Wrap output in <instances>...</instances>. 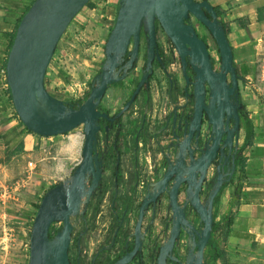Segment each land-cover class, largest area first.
Returning <instances> with one entry per match:
<instances>
[{
	"label": "water",
	"instance_id": "95a60500",
	"mask_svg": "<svg viewBox=\"0 0 264 264\" xmlns=\"http://www.w3.org/2000/svg\"><path fill=\"white\" fill-rule=\"evenodd\" d=\"M89 1L33 0L15 29L7 54L5 79L13 108L25 128L44 137L62 135L78 126L83 130L80 162L68 178L44 193L35 212L27 264H71L68 250L72 219L84 214L102 177V159L97 150L100 119L114 120L98 110V105L107 88L124 80L137 61L141 31L146 38L145 67L131 96L114 117L128 110L143 85L149 87L154 78L149 77L153 60H160L156 22L179 55L185 88L189 85L191 90L185 96L191 98L192 113L184 110L185 103L179 105L175 101L168 115L175 141L166 145L173 146L175 156L171 159L169 152L163 174L146 185L137 209L132 249L128 250L127 242L125 253L112 264H129L138 251L147 250L151 244L147 241L152 239L150 227L158 213L162 220L169 218L171 226L168 239L158 245L157 264H165L167 258L175 264H205L204 251L213 233L214 203L236 170L243 106L239 99L240 78L222 16L208 0H119L104 45V62L91 81L87 97L74 106L51 95L44 81L62 35ZM193 19L211 35L218 52V67ZM187 64L193 72L191 79L186 73ZM202 118L206 120L207 132L201 135L205 139L197 148L191 140L193 137L198 144ZM149 208L152 219L142 230ZM126 212L120 217V224ZM55 222H61V227L52 234ZM181 231L187 236L183 260L171 255Z\"/></svg>",
	"mask_w": 264,
	"mask_h": 264
},
{
	"label": "rangeland",
	"instance_id": "374dc122",
	"mask_svg": "<svg viewBox=\"0 0 264 264\" xmlns=\"http://www.w3.org/2000/svg\"><path fill=\"white\" fill-rule=\"evenodd\" d=\"M118 2L119 0H93L91 9L84 7L70 22L66 33L62 35L56 47L51 64L48 67L46 89L51 95H55L59 99H67L74 102L78 98L80 90L82 92L85 91V93L88 91L94 75L100 71L104 62V45L110 28L114 24ZM192 22L195 24L199 36L207 42L209 51L214 59V65L218 67V52L211 35L206 28L195 22L194 19ZM5 41V39L0 38V44H5ZM157 41L161 48L163 45L164 51L169 57L175 55V51L172 50L171 41L160 26L157 31ZM145 48L146 38L142 35L140 52L134 71L124 79L123 84H119L115 91L116 94L111 96L109 90L107 96L105 95L103 99L102 107L106 108L110 114L121 108L130 95L134 83L143 69ZM171 61V64H173L170 65L171 69L169 71L173 74L174 69L178 66L175 59H171ZM250 68L251 70L248 74L251 77H244L248 83H245V85L241 81L240 90L243 93L245 103L250 109L255 108L258 111L259 114L256 113L257 118L264 119L263 42L261 43L258 55L255 54L252 58L249 65ZM153 77H163V74L157 69ZM5 82V74L0 71V87L7 86L4 85L6 84ZM134 103L125 111V115H131L135 111L133 109ZM10 104L11 101L5 112L0 111V264H27L30 230L37 205H39L42 196L50 186L68 178L80 162L83 130L82 126H78L59 137H44L35 134L37 141L35 140L36 144L32 146V149H24L23 147L19 149L16 148L18 145L14 146L13 143L7 147L3 135L5 133L8 134V131L13 127L15 122L20 121ZM156 105V109L161 108L160 103L157 102ZM124 118L126 119V117ZM111 133L106 134L100 131L98 134L97 150L99 153H104V171L100 187L94 192L93 195L95 196L91 199L89 208L85 210L84 214H78L72 219L74 227L68 250L71 264H77V241L80 232L84 235L80 240L81 264H90L92 256L96 251L99 252V256H104L108 252L110 256L114 254L113 251L101 250L103 246L109 244L113 227L116 225L117 219L115 216L122 215L121 210L118 211V214L115 213V210H111V207L114 205L112 201L114 191L112 171L114 170L116 160V151L112 146L114 138L111 139L113 137ZM127 142L131 144L130 140L127 141L125 138L118 141L121 150L120 155H122L120 157L123 166L122 170L126 169L129 173L126 182L123 176V179L119 178V185L125 182L124 186L129 189V186H132L133 180H137L139 184V181L144 179L146 183L145 177L150 174V171L145 166L143 167L142 164L139 170L135 172L133 168V156L130 154V164L126 162L129 150L124 146ZM147 149L149 148L146 147L140 151L141 163H143V154ZM138 184L136 182V185ZM136 188L134 189L136 190ZM145 188L144 184L142 190L137 188V191L131 195L127 193L125 197L131 198L132 207L135 202L140 201V197H143ZM118 198L120 197L118 196ZM139 204H136V206ZM60 227L61 222L53 223L51 233L55 234ZM169 230L170 227L168 232ZM166 234L162 231L158 236H155L156 232L154 230L151 238L155 237L154 240H157L158 243H164L169 233L168 235ZM150 242H152V239H148L147 243ZM184 244H186L185 239L183 243L178 245L179 251L182 254L185 251ZM129 264L136 263L131 262Z\"/></svg>",
	"mask_w": 264,
	"mask_h": 264
},
{
	"label": "crops",
	"instance_id": "0c3cea01",
	"mask_svg": "<svg viewBox=\"0 0 264 264\" xmlns=\"http://www.w3.org/2000/svg\"><path fill=\"white\" fill-rule=\"evenodd\" d=\"M91 1L93 3V0ZM208 1L224 12L222 21L228 27L227 38L233 50L234 65L240 78L239 93L244 107V116L241 117L238 146L240 150L242 148L240 156L244 159V168L242 169L239 164L236 165L232 181L225 185L218 200L214 203V222L218 223L219 227L213 230L212 239H215L216 245L219 250L223 251V254L212 261L208 252V255L205 256V264H264V119L257 118L256 113L258 111L255 108L250 109L240 90L241 81L244 84L248 83L244 77H251L248 74L251 70L249 65L255 54L258 55L261 43H264V0ZM32 2L33 0H0V24L2 22L4 25L6 24L3 21V18L6 17L9 26L6 25L5 27L11 31L22 8L31 5ZM84 7L91 9L90 6L85 5ZM0 57L3 58L4 54H0ZM47 76L48 69L44 81L45 87ZM164 78L156 77L150 82L152 102L155 105L157 102L161 104L158 112L154 108L148 110L147 107L145 112H142L139 108L141 106L139 105L140 97L133 106L135 111L131 115L132 119L139 118L137 120H140L142 115H146V120L149 123L146 137L151 136L152 138L155 135L156 126L154 122L158 120L157 124L161 125L167 113L171 111L170 107H166L165 89L167 85ZM7 88L8 86L0 87L5 92ZM111 94L114 95L115 93L111 90ZM6 98H8V93H6ZM247 109L255 111L250 112ZM246 119L249 123L246 122ZM128 121H123V128L125 131L127 130L126 132L130 131ZM249 125L253 135L250 142L245 145L246 129ZM3 136L6 141L10 140L9 145L13 143L16 146L22 143L24 149H32V146L36 144L35 134L29 132L20 121L15 122L8 134L5 133ZM59 136L55 135L54 137ZM168 139L167 136H161L158 142L153 141V139L149 142H146L147 139L145 140V148H149L145 150L143 163H141L145 165V168L147 163H157L159 170L163 173L165 165L162 160L161 146L166 148ZM139 159L142 162L140 156ZM212 170L213 166L209 168L208 177L211 176ZM128 174L124 169V179L128 177ZM141 199L142 197H140V201ZM140 201L135 202L133 207L136 208V204H139Z\"/></svg>",
	"mask_w": 264,
	"mask_h": 264
},
{
	"label": "flooded vegetation",
	"instance_id": "af4514ba",
	"mask_svg": "<svg viewBox=\"0 0 264 264\" xmlns=\"http://www.w3.org/2000/svg\"><path fill=\"white\" fill-rule=\"evenodd\" d=\"M156 25H157L156 28H157V31H158L159 25H158L157 22H156ZM196 30H197V28H196ZM142 33L143 32L141 31V36H142ZM197 33L199 34L198 30H197ZM131 47H132V45H130L129 49H131ZM158 49H159L160 60L158 61V59L156 57L154 58V60H153V65H154L153 72H152V74L149 77H153L154 72L157 69L160 71V73L163 74V77H165L164 79H165L166 85H167L166 89H165V93H166V97H167L166 107L169 108L171 103L172 104L175 103L177 96H179V99L183 103L185 102V100H188V97L185 96V93L186 92L187 93L191 92V90H190V86L189 85H188V88H185V81H184V78H183L184 76H183V71H182L183 66H182V63L180 61L179 55L177 54V52H176L175 48L173 47V45H172V50L175 51V55H171L170 57L164 51L163 45H162V48H161L160 45L158 44ZM139 52H140V50H139ZM138 56H139V54H138ZM125 58L127 59L128 56H126ZM171 59H175V61L177 63V66H178V67H176L174 69V73L173 74H171L170 71H169L171 69L170 65L173 64V63L171 64V62H172ZM136 62L134 63L132 69L128 71V74H127L126 77H128V75L134 71V68L136 66ZM144 67H145V62H144L143 68ZM186 73L190 77V79H191V77H193V72H192V69H191L189 64H187V66H186ZM120 74H121V72H120ZM140 75H139V77H137V80L135 81L133 89L131 90L130 95L128 96L127 100L129 99V97L131 96L132 92L134 91V89H135V87L137 85V82H138V80L140 78ZM123 83H124V80L110 85L107 88V90L105 92V95L107 96V93H108L109 90H110V92L112 90V92L116 94V92H115L116 88H118L119 84H123ZM150 91H151L150 84H149V87H146V86L143 85L141 87L140 91H139L138 96L134 100V102L136 103L138 97H140L139 104L141 106L139 108H140V110L142 112H145L146 107H147L148 110L149 109L151 110L153 108L156 109L157 105L155 106V104L152 102ZM177 92L179 93L178 95H177ZM105 95L102 97V100H101L100 104L98 105L97 109L100 110V111L108 113L109 117H113L114 118V120L111 121V122L107 121L105 119H100V123H101L100 131L105 132L106 134L109 133V132H112L111 134H112L113 137L111 139L114 138L112 146H113V148L116 151V154H115V156H116L115 157L116 158L115 167H114V170L112 171L113 180H114V187H113L114 191H113L112 201H113L115 206L113 205L111 207V210H113V211L115 210V213H117V214H118V211L121 210L122 215H123L125 210H127V212H126V215L124 217L125 219L123 220V222L121 224H120V217L122 215L115 216V218L117 219L116 222H115L116 225H114V227H113V230H112V233H111V236H110L109 244L107 246H103L101 248V250H106V251H110V252L113 251V253H114L113 256H110L109 252L104 254V256H99V252L96 251L93 254V256H92L90 264H112L120 256H122L125 253V251H126L125 244L127 242H129L128 250L132 249V242H133L132 241V239H133L132 233H133L134 225H135L136 218H137V209H138L140 204L136 208L132 207L131 198H128V197H125V196L127 195V193L131 195L132 193L137 191L138 185H136V182L138 184V181L137 180H133L131 178V180H133V182H132V186L133 187L130 185L129 189H127V187L124 186V185H125L126 179L129 177V174H128L127 175L128 177L125 179V182H122L119 185V178H122L124 169L122 170L123 166H122L121 160H120V157H122V155H120V151L121 150H120L119 147L117 148V145L115 144V140H116L115 138H117L116 134L120 133V136L122 137L121 138L122 140L124 138L127 141L130 140L131 144L129 142H127L126 145L124 146V147H127V149L129 150V153L127 155L128 159L126 158V162H128V164H130L129 154L131 156H133V163H134L133 168H134L135 172H137L139 170L140 166L142 165V164H139L140 163L139 155H141L140 151L143 148H145L146 142H149L151 139H153V141L155 140L156 142H158V140L160 139L161 136H167L169 138L167 143H169V142L173 143L175 141V137H173V135L171 134V122H170L171 119L169 120V117H168L170 112L167 113V115H166L164 121H162L161 125L157 124L158 120H156L154 122V125L156 126L155 135L152 138H151V136L146 137V133L148 132V129H149L148 128L149 123L146 120V115H142V118H140V120H137L139 118L132 119L131 118L132 114L131 115H129V114L125 115L124 114L125 112L123 113V115H121L119 117H114L116 115V113L123 106L121 108L117 109L116 111H114L113 114H110V112L106 108L102 107V103H103V99H104ZM171 99H172V102H171ZM239 99L241 101L240 93H239ZM188 105H191V103H188ZM159 109L160 108L156 109V111L158 112ZM243 109H244V107L242 106V108L240 110L241 117L243 116V114H242V110ZM124 117H126V119ZM203 119L201 121V128L204 125V120ZM123 121H128L129 122V127H128L130 129L129 132H126L127 130L126 131L124 130ZM105 126H108V128L105 129ZM206 129H207V126H206ZM201 130H203V128ZM114 132H115V134L113 135ZM146 139H147V141L145 142ZM192 139H193V137H192ZM204 139H205V136H204L203 140L201 139V134L198 136V144L197 145H199V147H200V145H202L201 143L204 142ZM117 140L119 141L120 139H117ZM191 142H192V140H191ZM172 147L167 148V146H166V148L162 149V151H161L162 160H163V164L164 165H165V162H166V154L165 153L173 152V148ZM176 149H177V147H176ZM239 150H240V148L238 146L237 152ZM173 153H175V152H173ZM197 153H198V151H196V153H194V155L197 156ZM99 156L102 159V173H103V171H104V160H103L104 159V153H99ZM169 156L172 157L171 155H169ZM174 156H175V154H174ZM154 166H155L154 169H156L155 170L156 174H154L153 176L148 174V176L145 177L146 178L145 186L150 184V183H152V182H154V181H156L155 179H158L163 174L159 170V165L157 163H154ZM143 167H144V165H143ZM164 170H165V167H163V171ZM100 184H101V181L99 183L98 188L100 187ZM134 188H136V190ZM118 189H119V191H118ZM94 196L95 195H93L91 199H93ZM116 196H117V198H116ZM118 196L120 198H118ZM89 205H90V202L87 205L85 210H87L89 208ZM187 210H189V208H187ZM128 211H130L129 214H128ZM131 211H132V213H131ZM133 217H134V220H133ZM150 219H152L151 208L147 209L146 216H145V218L143 220V223H142V230H143V227H145L150 222ZM170 226H171V222L168 219L162 220L161 214L158 213V214H156L153 217V223H152V225L150 227L151 233L153 234V232L155 230V232H156L155 236H158L162 231H164L165 233H167L166 235H168V233H169L168 229H169ZM150 229H149V231H150ZM148 234H150V232ZM83 236L84 235L80 232L79 238H78V241H77V246H78V256H77V259H76L77 264H81L82 254H81L80 240L82 239ZM168 237H169V235L166 238L168 239ZM154 239L155 238H152V242H151L150 246L148 248H146L147 250L138 251L133 256V259H132L131 262H134L136 264H157L158 245L160 246V244H162L163 242H159L158 243L157 240H154ZM184 239L187 242V236L181 231L180 235H179V238L176 241V243L174 244V247H173V249L171 251V255H174V256L178 257L179 260H183V254L180 255V251H179L178 245L183 243ZM210 240H211V238H210ZM185 245L186 244H184L183 247H185ZM206 255H207V249H205V251H204V256H206ZM175 263L176 262H174V261H172V260H170L168 258L166 259V262H165V264H175Z\"/></svg>",
	"mask_w": 264,
	"mask_h": 264
},
{
	"label": "trees",
	"instance_id": "16d2710c",
	"mask_svg": "<svg viewBox=\"0 0 264 264\" xmlns=\"http://www.w3.org/2000/svg\"><path fill=\"white\" fill-rule=\"evenodd\" d=\"M29 6L30 5H26V6H24L22 8L20 15L15 19V22H14L15 24H14V27L12 28L11 31H8L7 30L8 27H5L6 25L9 26V23L6 22V20H7L6 17L3 18V21L6 24L4 25L3 22H2V24H0V37L6 40L5 41V44H0V54H4V57L3 58L0 57V71L2 70L3 73L5 72V64H6V60H7V54L9 52V49H10L11 44H12V41H13L15 29H16V27H17V25H18L21 17L28 10ZM86 6H90V8H92V6H93L92 1L90 0L86 4ZM215 10L217 11L218 15H222L224 13L219 7H215ZM15 12H16V10H15ZM7 18H8V16H7ZM223 25H224V28H225V31H226V34H227L228 27H227V25L225 23H223ZM110 30H111V28H110ZM65 33H66V31L64 32V34ZM142 35H143V33H142ZM212 60L214 61L213 58H212ZM65 80H67V79L65 78ZM88 92H87L86 95H88ZM6 93H8V98H6ZM55 97H57V96H55ZM62 100L66 101V102H69V103H71L74 106H76L78 103L81 102V101H74L73 102L72 100H67V99H62ZM10 101H12V99H11V95H10L9 89L7 88V91L6 92L0 89V111L1 112H5V110L9 107ZM11 106H12V104H11ZM243 110H242V114L244 116V111ZM246 122L249 123L248 119H246ZM246 130H247V132H246V137H245L246 139H245V143H244L245 145L250 142V139H251V137L253 135L252 132H251L252 128H251L250 125H249V127H247ZM29 132H31V131H29ZM116 137L117 138H115L116 139L115 140V144L117 145V148H118L119 147V143H118V140L117 139H121L122 137L120 136V133L116 134ZM5 144L8 147L9 144H10V140H8V141L5 140ZM17 145H18V147H16V148L22 149V147H23V144L22 143H19ZM241 150H242V148H241ZM241 150H239L237 152V158L235 160V164L236 165L239 164L241 166V168L243 169L244 168V159L240 156V151ZM54 185L50 186V188L53 187ZM37 208H38V205H37ZM218 227H219V224L216 223V222H213V230L215 228H218ZM207 247L209 248V249L206 248L207 249V253L209 252V255H210L212 261L216 260L219 256H221L223 254V251L219 250L218 246L216 245L215 239H212V237H211V240H210L209 245Z\"/></svg>",
	"mask_w": 264,
	"mask_h": 264
},
{
	"label": "built area",
	"instance_id": "2783aa9c",
	"mask_svg": "<svg viewBox=\"0 0 264 264\" xmlns=\"http://www.w3.org/2000/svg\"><path fill=\"white\" fill-rule=\"evenodd\" d=\"M79 93V95H78V98L79 99H81V98H83V95H84V93H85V91H79L78 92ZM78 98H76V99H78ZM191 101V99L190 98H188V100H185V105H186V107H185V109L184 110H186V112L188 113V114H191L192 113V105H188V103ZM183 102H180V101H177V104H179V105H182V104H184ZM174 105H176V103H174V104H170V108H171V110L173 109V107H174ZM204 120V125L202 126V128H203V130H201V135L203 136L204 134H205V132H207V129H206V120L205 119H203ZM201 128V129H202ZM192 146H196L197 148H198V146H197V144L194 142V138L192 139ZM162 154V153H161ZM164 154V153H163ZM166 154V156L168 155V153H165ZM170 155L172 156V157H170L171 159H173V157H174V153L173 152H171L170 153ZM30 164H32L31 162H30ZM139 164H141V161H140V163ZM145 166V165H144ZM154 164L153 163H147V166H146V168L147 169H149V171H150V175L151 176H153L154 174H156V169H154ZM148 173V172H147ZM154 179V178H153ZM144 184H145V180L144 179H141L140 181H139V184H138V188H139V190L141 189H143L144 188Z\"/></svg>",
	"mask_w": 264,
	"mask_h": 264
},
{
	"label": "clouds",
	"instance_id": "9594fccd",
	"mask_svg": "<svg viewBox=\"0 0 264 264\" xmlns=\"http://www.w3.org/2000/svg\"><path fill=\"white\" fill-rule=\"evenodd\" d=\"M211 57H212V55H211ZM212 58H213V57H212ZM218 65H219V62H218ZM89 90H90V87H89L88 91H89ZM88 91H87V92H88ZM87 92L84 93L83 98H81V99L78 98V99H76L75 101H81V102H82V101L87 97V95H86ZM88 93H89V92H88ZM188 98H190V97H188ZM190 99H191V98H190ZM176 101H180V102H181V100H179V97L176 98ZM81 102H80V103H81ZM189 103H191V105H192V102H191V101H190ZM202 119H203V118H202Z\"/></svg>",
	"mask_w": 264,
	"mask_h": 264
},
{
	"label": "bare ground",
	"instance_id": "6f19581e",
	"mask_svg": "<svg viewBox=\"0 0 264 264\" xmlns=\"http://www.w3.org/2000/svg\"><path fill=\"white\" fill-rule=\"evenodd\" d=\"M74 142V141H73Z\"/></svg>",
	"mask_w": 264,
	"mask_h": 264
}]
</instances>
